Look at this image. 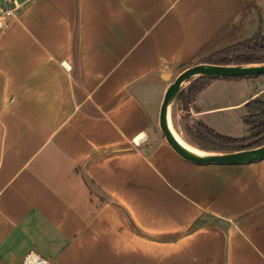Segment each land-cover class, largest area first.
I'll list each match as a JSON object with an SVG mask.
<instances>
[{
	"label": "crops",
	"instance_id": "1",
	"mask_svg": "<svg viewBox=\"0 0 264 264\" xmlns=\"http://www.w3.org/2000/svg\"><path fill=\"white\" fill-rule=\"evenodd\" d=\"M17 1L0 29V264H264V158L197 164L159 127L180 72L264 31V0ZM206 104L173 103L179 135Z\"/></svg>",
	"mask_w": 264,
	"mask_h": 264
},
{
	"label": "trees",
	"instance_id": "2",
	"mask_svg": "<svg viewBox=\"0 0 264 264\" xmlns=\"http://www.w3.org/2000/svg\"><path fill=\"white\" fill-rule=\"evenodd\" d=\"M204 63L239 65L264 63V31H257L253 36L233 43L214 52L202 60ZM217 76L199 75L191 78L183 86L174 100L175 104L194 106L201 91ZM243 116L247 133L232 136L222 133L201 120L194 121L186 142L196 148L213 152H233L255 148L264 144V92L252 96L245 103Z\"/></svg>",
	"mask_w": 264,
	"mask_h": 264
},
{
	"label": "water",
	"instance_id": "3",
	"mask_svg": "<svg viewBox=\"0 0 264 264\" xmlns=\"http://www.w3.org/2000/svg\"><path fill=\"white\" fill-rule=\"evenodd\" d=\"M263 74L264 63L222 65L200 62L184 69L174 78V80L168 86L160 106L159 127L168 144L180 156L197 164H244L263 159L264 144L255 148L225 153L204 150L206 152H210V154H201L197 151H194L191 148V145H187L188 143L186 141L185 142L187 144L178 140L171 131V128L168 124V120H170V108L173 105L174 100L181 88L186 83H188L191 78L199 75H212L217 77H240Z\"/></svg>",
	"mask_w": 264,
	"mask_h": 264
},
{
	"label": "rangeland",
	"instance_id": "4",
	"mask_svg": "<svg viewBox=\"0 0 264 264\" xmlns=\"http://www.w3.org/2000/svg\"><path fill=\"white\" fill-rule=\"evenodd\" d=\"M188 84L189 82L184 87ZM262 87L264 75L213 78L200 93L202 99L207 98V111L202 118L205 123L222 133L232 136L245 135L247 133L243 121L247 111L245 103L251 98V93L259 91ZM219 121L224 124H218ZM183 127L187 128L186 125ZM181 137L186 141L189 136Z\"/></svg>",
	"mask_w": 264,
	"mask_h": 264
},
{
	"label": "built area",
	"instance_id": "5",
	"mask_svg": "<svg viewBox=\"0 0 264 264\" xmlns=\"http://www.w3.org/2000/svg\"><path fill=\"white\" fill-rule=\"evenodd\" d=\"M13 4V5H12ZM18 5L17 0H2L0 3V29L9 26L11 18L14 15L15 8ZM49 260L37 252H30L25 258L16 264H48Z\"/></svg>",
	"mask_w": 264,
	"mask_h": 264
},
{
	"label": "bare ground",
	"instance_id": "6",
	"mask_svg": "<svg viewBox=\"0 0 264 264\" xmlns=\"http://www.w3.org/2000/svg\"><path fill=\"white\" fill-rule=\"evenodd\" d=\"M168 124H169V127L171 128V131H172L173 134L177 137V139L180 140L181 142L187 144V143L183 140V138H182V137L176 132V130L174 129V127H173V125H172V123H171L170 120H168ZM181 135H182V134H181ZM187 145H189V144H187ZM189 146H190V145H189ZM191 148H192L194 151H197V152H199V153H201V154H210V152H206V151H204V150H199V149L193 148L192 146H191Z\"/></svg>",
	"mask_w": 264,
	"mask_h": 264
}]
</instances>
